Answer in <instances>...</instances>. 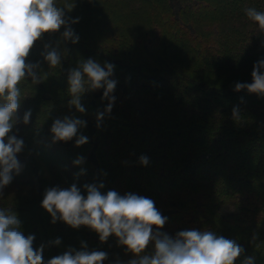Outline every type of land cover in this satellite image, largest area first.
Returning <instances> with one entry per match:
<instances>
[{
	"label": "trees",
	"instance_id": "1",
	"mask_svg": "<svg viewBox=\"0 0 264 264\" xmlns=\"http://www.w3.org/2000/svg\"><path fill=\"white\" fill-rule=\"evenodd\" d=\"M58 3L73 6L66 15L79 18L72 27L80 39L60 43L68 51L55 69L41 53L45 43L56 45L63 28L45 34L30 52L28 61H39L47 76L36 85L30 79L19 85L14 132L24 140L18 154L23 168L4 189L0 207L17 214L24 234L35 236L34 248L45 246V260L69 247L81 250L85 242L89 251L108 254L103 264H127L134 257L116 237L101 242L86 226L53 224L41 207L46 188L75 183L86 195L85 184L103 183L104 194L115 190L152 199L168 218L160 231L169 236L213 231L245 249L235 264L247 257L264 264V96L234 91L236 82H252L254 63L264 59V32L246 15L250 7L264 12V0ZM88 58L115 65V102L99 127L97 111L108 104L103 89L81 97L84 114L68 105V70ZM233 76L238 78L214 83ZM65 116L87 122L80 132L88 143L77 147L75 137L53 143L51 125ZM142 155L149 159L146 166L139 162ZM78 157L84 163L76 166ZM57 238L60 245L52 243Z\"/></svg>",
	"mask_w": 264,
	"mask_h": 264
},
{
	"label": "clouds",
	"instance_id": "2",
	"mask_svg": "<svg viewBox=\"0 0 264 264\" xmlns=\"http://www.w3.org/2000/svg\"><path fill=\"white\" fill-rule=\"evenodd\" d=\"M72 8L58 0H0V198L12 182L13 174L19 175L23 168L18 154L25 144L14 132V126L20 122L17 118L21 104L19 85L29 79L36 85L47 76L41 71L40 62H30L28 57L35 43L45 34L51 36L63 28L56 45L45 43L41 53L50 70L61 67L68 50L61 51L60 43L76 44L80 39L72 27L79 18L66 15ZM246 15L258 25L260 32H264V12L250 7L246 9ZM114 68L112 63L105 62L102 66L88 58L68 70V105L77 112H86L81 102L86 92L103 89L102 100H108V104L103 111H97V127L105 115L111 113L115 102L112 93L117 81L111 79ZM251 81L236 82L234 91L247 90L264 96V59L254 63ZM232 112L238 119L239 107L234 106ZM31 115V109L25 111L22 123L27 125ZM86 125L85 120L69 116L55 119L50 128L53 143L68 142L74 137L77 147L88 143L89 138L80 132ZM139 162L146 166L149 159L142 155ZM73 163L79 166L84 163V158L78 157ZM81 174L83 170L77 175ZM83 187L86 195L75 183L67 188H46L41 207L51 216L53 224L61 221L73 229L86 226L99 236L101 242H106L110 236L116 237L118 244L134 257L127 264H235L245 251L235 239L209 230H182L174 238L160 231L168 218L148 197L133 193L120 195L115 190L104 194L100 190L104 188L103 183ZM34 240V235H25L21 230V221L15 212L0 207V264H103L108 258L106 252L89 251L82 242L81 250L69 247L63 254L45 260V246L41 244L34 248ZM52 243L60 245L61 240L57 238ZM242 264H255V257H247Z\"/></svg>",
	"mask_w": 264,
	"mask_h": 264
},
{
	"label": "rangeland",
	"instance_id": "3",
	"mask_svg": "<svg viewBox=\"0 0 264 264\" xmlns=\"http://www.w3.org/2000/svg\"><path fill=\"white\" fill-rule=\"evenodd\" d=\"M236 78H238V77H229V78H218V80H216V81H214V83L215 84H220V83H225V82H227V81H230V80H233V79H236ZM6 196H7V198L9 199V200H11V201H14V200H17V196H15V195H12V194H6ZM5 196L3 195V198H4ZM2 198V199H3Z\"/></svg>",
	"mask_w": 264,
	"mask_h": 264
}]
</instances>
